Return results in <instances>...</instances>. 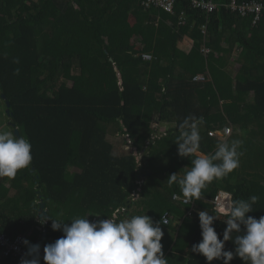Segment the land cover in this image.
I'll use <instances>...</instances> for the list:
<instances>
[{
    "label": "trees",
    "instance_id": "16d2710c",
    "mask_svg": "<svg viewBox=\"0 0 264 264\" xmlns=\"http://www.w3.org/2000/svg\"><path fill=\"white\" fill-rule=\"evenodd\" d=\"M140 1L0 0V99L5 110L9 104V127L30 142L32 155L28 168L0 178V228L10 236L30 231L31 244L44 228V248L63 233L52 230L51 219L41 226L39 202L49 218L67 224L113 214L121 220L146 214L155 223L168 213L169 226L160 224L168 264H208L191 251L202 239L198 213L188 216L190 206L172 200L174 193L183 197L178 182L167 180L173 173L183 177L196 158L178 155V126L188 116L203 117L200 152L206 155L220 143L211 131L232 128L226 141L241 142L239 167L202 190L197 210L218 214L212 201L225 192L232 200L259 196L246 215L264 216V16L253 25L226 6L230 0H211L210 13L176 0L173 14L143 11ZM185 37L193 43L187 53L179 48ZM202 46L209 49L205 56ZM199 74L205 80L194 82ZM155 121L176 126L152 140ZM127 140L144 152L139 164L125 150ZM226 219L220 215L213 224L220 239ZM238 234L225 250L234 252ZM229 264L246 262L236 256Z\"/></svg>",
    "mask_w": 264,
    "mask_h": 264
},
{
    "label": "clouds",
    "instance_id": "9594fccd",
    "mask_svg": "<svg viewBox=\"0 0 264 264\" xmlns=\"http://www.w3.org/2000/svg\"><path fill=\"white\" fill-rule=\"evenodd\" d=\"M14 62L19 63L18 60ZM15 72L18 75L19 69ZM203 122V117L188 116L178 126L179 135L175 140L178 155L182 158L195 155L196 158L191 161L192 166L183 178L178 179V174L173 173L167 180L170 186L178 182L185 204L199 200L209 183L226 178L237 169L243 154L238 150L239 140L218 143L212 155L201 153L199 125ZM31 162V144L27 139L0 132V178H14ZM137 162L140 163L139 157ZM179 198L173 194V199ZM259 199L257 195L247 200L227 199L216 206V215L206 210L198 211L202 239L192 245L191 251L203 255L208 264L213 260L229 264L236 256L246 264H264V216L256 219L246 215L253 212V205ZM220 215L227 217L222 239L218 238L213 227ZM88 217L72 218L70 224L49 216L38 218L42 227L51 219L52 230L63 233L55 242L42 247L45 264H168L162 251L164 233L160 227V224H167L166 218L154 223L146 214L122 220L113 214L94 222ZM42 229L41 235L46 230ZM234 231L241 234L236 235L233 241V252L225 250V242L232 241ZM22 243L27 252L21 257L20 264H40V245L31 244L27 239Z\"/></svg>",
    "mask_w": 264,
    "mask_h": 264
},
{
    "label": "built area",
    "instance_id": "2783aa9c",
    "mask_svg": "<svg viewBox=\"0 0 264 264\" xmlns=\"http://www.w3.org/2000/svg\"><path fill=\"white\" fill-rule=\"evenodd\" d=\"M190 1V6L194 10H201L206 13H210L215 9V4L211 0H187ZM176 0H141V7L145 10L154 8L161 9L165 13L173 14L174 6ZM231 11H236L242 17H247L251 20L253 25H257L262 17L264 16V2L257 0H247L240 4L236 3V0H230V3L226 5ZM183 12L180 14V25L184 24L183 21ZM202 33L205 34V27L202 28ZM201 53L206 55L208 50L206 48L201 49ZM143 60L148 61L151 59L149 55H143ZM205 80L204 76H196L193 78L194 82H203ZM232 133L231 128H225L221 132L211 131L208 133L209 137L216 138L217 136H222L223 138H228ZM232 199L231 195L220 192L212 201L214 210L216 206L227 200ZM175 201L181 202L183 205H189L190 210L188 216H190L194 211V201L191 204H185L183 198L174 199ZM162 217L166 218L167 224L163 226H168L172 217L168 213H164ZM161 217V218H162ZM161 221V219H160ZM25 238L23 236H10L7 233H4L0 228V259L1 258H10L13 261V264H20L21 257L27 252V247L22 243ZM41 259L43 258V250L40 252ZM40 259V264H41Z\"/></svg>",
    "mask_w": 264,
    "mask_h": 264
},
{
    "label": "crops",
    "instance_id": "0c3cea01",
    "mask_svg": "<svg viewBox=\"0 0 264 264\" xmlns=\"http://www.w3.org/2000/svg\"><path fill=\"white\" fill-rule=\"evenodd\" d=\"M140 4H141V1H140ZM140 7H141V5H140ZM141 9L143 10V11H148V10H150V9H147V10H145V9H143L142 7H141ZM203 34V33H202ZM203 35H205V34H203ZM192 41H191V39H189V38H187V37H185L184 39H183V41L179 44V48L180 49H182L183 51H185L186 53L187 52H189L190 51V49H191V47H192ZM202 48H206L205 46H202L201 47V49ZM206 50H208V53H209V49L208 48H206ZM207 53V54H208ZM203 54V53H202ZM206 54V55H207ZM205 56V55H204ZM236 57L237 56H233V58H232V60L231 61H234L235 59H236ZM234 66H238V65H235V64H233V66H232V68H231V71H233V67ZM239 67V66H238ZM197 76H204L203 74H199V75H197ZM196 77V76H195ZM176 125H175V123H159L158 121H155L153 124H152V130H153V137H152V140H154V139H158V138H160V137H163V136H165L166 134H167V132H168V129L169 128H174ZM232 129V128H231ZM222 131V130H221ZM221 131H217V132H221ZM232 133H233V130H232ZM213 139H215L216 141H219V142H224V141H226L228 138H223L222 136H217L216 138H213ZM129 142V143H128ZM127 145H129V148L128 147H126V151H128L129 149L131 150H133V153H134V150H136L135 148H131L130 146L132 145V143L129 141V140H127ZM137 151V150H136ZM143 155H144V152L142 151L141 153H138V156L140 157L139 158V160L141 161L142 160V158H143ZM194 157H195V155H193ZM178 177L179 178H183L182 177V175L180 174V173H178ZM7 186H8V184H7ZM14 193L11 191L10 192V195L12 196ZM181 198V197H180ZM201 199V198H200ZM172 200L173 201H175L174 199H173V197H172ZM202 201H203V198L201 199ZM205 200V199H204ZM176 202H179V201H176ZM198 211L199 210H197V205H196V200H194V212H196V213H198ZM96 220H100L98 217H96V219H93V221H96ZM182 223V221L181 220H177L175 223H174V225H176L177 226V229L180 227V224ZM2 230V229H1ZM3 231V230H2ZM5 233V232H4ZM31 235H32V233L29 231L27 234L25 233V234H19V236H23L25 239H27L29 242H30V237H31ZM40 238H41V235H40V237H39V240L37 241V243L40 241ZM31 243V242H30Z\"/></svg>",
    "mask_w": 264,
    "mask_h": 264
},
{
    "label": "rangeland",
    "instance_id": "374dc122",
    "mask_svg": "<svg viewBox=\"0 0 264 264\" xmlns=\"http://www.w3.org/2000/svg\"><path fill=\"white\" fill-rule=\"evenodd\" d=\"M122 43H126V44H128L129 46H133V48H134V42L132 41V39H130V38H125V37H122ZM237 69H238V66H234L233 67V71L234 70H236L237 71ZM69 85V84H68ZM4 105H3V103H2V101H1V99H0V132H8V133H10V134H12L14 137H16L15 135H14V133H13V131L11 130V128L9 127V123L7 122V117H6V110L4 109V107H3ZM113 133H115V135L113 134ZM113 133H111V134H113L111 137H113V139L112 138H110V136H109V141H113L114 140V137L116 138L117 136H116V134H117V132L114 130V132Z\"/></svg>",
    "mask_w": 264,
    "mask_h": 264
},
{
    "label": "water",
    "instance_id": "95a60500",
    "mask_svg": "<svg viewBox=\"0 0 264 264\" xmlns=\"http://www.w3.org/2000/svg\"><path fill=\"white\" fill-rule=\"evenodd\" d=\"M118 79L119 81L121 80V76L118 74ZM2 99H4V95L1 96ZM6 106H7V110H6V114H8V106L9 104L6 102ZM14 135L16 137H19L18 135V131L17 130H14ZM134 156H136V158L138 159V153L136 150H134ZM140 158V157H139ZM137 178H139V176H137ZM37 213H38V218L39 220L43 217H47V213L45 211V204L43 202H39V207H38V210H37ZM46 240V230H44L42 232V235H41V238H40V241H39V245H40V249L42 250V247H43V243L45 242Z\"/></svg>",
    "mask_w": 264,
    "mask_h": 264
}]
</instances>
